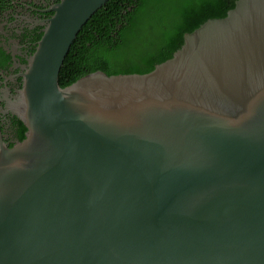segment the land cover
I'll return each mask as SVG.
<instances>
[{"label": "water", "instance_id": "water-1", "mask_svg": "<svg viewBox=\"0 0 264 264\" xmlns=\"http://www.w3.org/2000/svg\"><path fill=\"white\" fill-rule=\"evenodd\" d=\"M109 0H60L0 140V264H264V0H237L142 75L60 88Z\"/></svg>", "mask_w": 264, "mask_h": 264}, {"label": "trees", "instance_id": "trees-1", "mask_svg": "<svg viewBox=\"0 0 264 264\" xmlns=\"http://www.w3.org/2000/svg\"><path fill=\"white\" fill-rule=\"evenodd\" d=\"M237 0H109L86 22L59 70L60 88L100 71L147 74L170 59L185 34L210 19H222ZM17 142L26 128L15 116ZM12 147V146H9Z\"/></svg>", "mask_w": 264, "mask_h": 264}, {"label": "flooded vegetation", "instance_id": "flooded-vegetation-1", "mask_svg": "<svg viewBox=\"0 0 264 264\" xmlns=\"http://www.w3.org/2000/svg\"><path fill=\"white\" fill-rule=\"evenodd\" d=\"M60 0H0V140L16 142L12 109L21 88L19 74L34 53Z\"/></svg>", "mask_w": 264, "mask_h": 264}]
</instances>
